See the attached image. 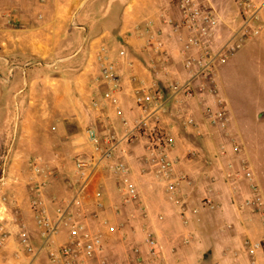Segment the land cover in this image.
Segmentation results:
<instances>
[{"label": "crops", "instance_id": "obj_1", "mask_svg": "<svg viewBox=\"0 0 264 264\" xmlns=\"http://www.w3.org/2000/svg\"><path fill=\"white\" fill-rule=\"evenodd\" d=\"M200 1L217 15L218 42L226 43L241 26L237 10L230 0ZM136 2L131 6L124 0H0V224L7 233L0 264H48L43 252L32 260L17 239L23 224L39 248L30 202L33 187L43 177L31 171L34 159L50 174L41 191L50 215L54 218L57 210L68 209L75 217L79 208L80 219L103 235L112 262L131 264L127 256L138 247L142 264H264L262 225L241 207L250 196L248 183L228 178L242 162L232 143H245L231 124L222 84L225 66L244 47L256 53L259 76L264 78V8L259 34L217 72V96L227 112L226 126L219 130L205 117L206 108L215 111L218 100L209 94L208 84L200 91L202 85L191 81L197 92L193 99L168 88L190 79L180 55L186 32L173 31L182 21L177 5L173 0H144L135 7ZM70 13L75 26L69 25ZM157 43L162 45L159 54ZM101 45L108 47L117 66L116 106L101 97L107 86L96 84L95 55ZM164 51L166 62L161 58ZM152 84L166 100L159 126L174 142L167 150L175 162L172 195L147 162L146 139L130 133L140 115L136 92ZM95 89L98 107L91 103ZM262 112L264 104L256 110L257 121ZM189 117L193 125L185 124ZM88 129L96 131L103 147H113L112 163H124L128 173L116 177L104 162L76 196L82 180L75 162L93 152ZM125 183L136 189L132 200L121 192ZM108 226L115 233H109ZM146 235L160 247L157 261L147 257ZM66 240L62 230L54 244ZM246 241L262 243L260 254L248 257Z\"/></svg>", "mask_w": 264, "mask_h": 264}, {"label": "built area", "instance_id": "obj_2", "mask_svg": "<svg viewBox=\"0 0 264 264\" xmlns=\"http://www.w3.org/2000/svg\"><path fill=\"white\" fill-rule=\"evenodd\" d=\"M179 9L182 17L180 25L174 26L173 31L184 29L186 37L182 42L180 55L184 67L190 72V79L183 84L169 85V89H174L175 94H183L185 99H193L197 92L191 81H196L202 86H198L200 91L209 85V94L217 97L216 75L220 67L225 65L246 41L256 37L261 31L259 14L264 8V0H230L233 7L238 12L241 26L234 30L226 43H220V20L217 15L208 10L205 1L200 0H173ZM161 32L157 31L158 38ZM153 38V37H152ZM151 38V39H152ZM151 44L149 43V46ZM162 47L157 43L155 53L159 54L158 48ZM163 61L168 59L167 53L161 52ZM121 57L124 52H120ZM95 61L98 68L97 85H106L107 89L101 94L103 100L109 105L116 106L118 100L116 94L120 91V85L116 79V62L109 57V49L106 45H101L96 52ZM203 82V83H202ZM205 83V85H204ZM98 89L92 92V106L98 107ZM166 106L164 93L155 84L150 87L139 89L136 92V107L140 113L131 129L132 133H138L146 139L148 149L147 162L154 169L156 175L165 183L167 192L172 195L176 191V183L172 182L175 162L169 159L167 150L174 142L159 126L161 113ZM205 117L209 123L222 130L227 123L226 109L221 100H217V109L206 108ZM186 125H193V120L189 117L185 120ZM129 133V134H130ZM92 155L87 158L78 159L75 162L76 174L82 180V187L77 190L76 196L83 191L86 182L89 180L99 165L107 162V168L116 177H124L128 169L124 163H112L111 157L113 147H103L102 141L93 129L86 131ZM233 150L240 152V147L232 143ZM31 171L38 177H43L34 187V197L30 202L31 211L35 223V228L39 233V248L34 247L31 235L25 225H20L17 239L18 244L24 252L35 259L41 252L47 258L48 264H120L109 260L106 253L104 237L99 232H93L86 222L80 219L81 210L73 213L69 210H57L53 218L42 201V189L47 186V179L50 174L42 167L38 159L29 163ZM2 172L3 169H2ZM228 178L245 179L250 184V196L246 198L241 207L252 212H257L264 222V205L256 186L253 183V175L247 165L232 172ZM121 192L126 199L132 200L136 197V189L130 183H125ZM5 198L1 201L5 202ZM3 220L0 219V223ZM66 230L67 240L61 245H55L54 239L60 231ZM109 233H115V228L108 226ZM7 233L0 224V248L4 246ZM144 245L147 248V257L151 261L159 259L160 247L150 235H146ZM246 253L250 257L256 256L260 249V244L251 241L245 242ZM127 256L131 264H142L143 259L138 247H132Z\"/></svg>", "mask_w": 264, "mask_h": 264}, {"label": "rangeland", "instance_id": "obj_3", "mask_svg": "<svg viewBox=\"0 0 264 264\" xmlns=\"http://www.w3.org/2000/svg\"><path fill=\"white\" fill-rule=\"evenodd\" d=\"M124 1L129 2L131 6L133 2H136V0ZM143 3L144 0H138L135 7ZM69 21L70 26L76 25L72 13H70ZM225 70L226 73L222 75V84L223 91L226 94L228 115L231 119V124L238 130L245 143L244 147L240 146L239 153L235 152L233 148L232 150L242 158L240 167L247 165L251 170L253 183L264 205V117L259 121L256 120V110L258 108L263 109L264 104V78L259 76L256 53L248 52L245 47L242 48L225 66ZM245 154L247 155V159L244 158L245 156L243 157ZM247 183L250 190V184L248 181ZM251 213L257 216L262 225V238L264 240V222L257 212L251 211ZM254 243L260 244V249L256 253L257 256L262 251V243L259 241ZM243 248L246 253L245 243ZM246 255L250 257L247 253Z\"/></svg>", "mask_w": 264, "mask_h": 264}, {"label": "water", "instance_id": "obj_4", "mask_svg": "<svg viewBox=\"0 0 264 264\" xmlns=\"http://www.w3.org/2000/svg\"><path fill=\"white\" fill-rule=\"evenodd\" d=\"M263 117H264V113H261V114L258 116V119L261 120V119H263Z\"/></svg>", "mask_w": 264, "mask_h": 264}]
</instances>
